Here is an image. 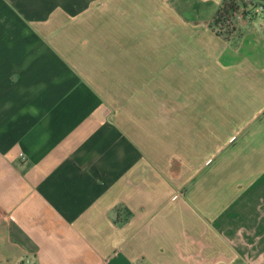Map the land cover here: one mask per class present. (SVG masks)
<instances>
[{
	"label": "crops",
	"instance_id": "obj_1",
	"mask_svg": "<svg viewBox=\"0 0 264 264\" xmlns=\"http://www.w3.org/2000/svg\"><path fill=\"white\" fill-rule=\"evenodd\" d=\"M222 1L0 0V264H264V12Z\"/></svg>",
	"mask_w": 264,
	"mask_h": 264
},
{
	"label": "trees",
	"instance_id": "obj_2",
	"mask_svg": "<svg viewBox=\"0 0 264 264\" xmlns=\"http://www.w3.org/2000/svg\"><path fill=\"white\" fill-rule=\"evenodd\" d=\"M249 6L252 10L257 6H259L261 12H264L263 5H260L255 2H250ZM239 10H240V6L237 4L235 0L222 1L213 19V24L215 25V28H217L216 32L218 34L227 36L229 35L230 32H232V30L234 29L233 19L235 17V14L238 13ZM217 20L218 22L217 24H215V21Z\"/></svg>",
	"mask_w": 264,
	"mask_h": 264
},
{
	"label": "rangeland",
	"instance_id": "obj_3",
	"mask_svg": "<svg viewBox=\"0 0 264 264\" xmlns=\"http://www.w3.org/2000/svg\"><path fill=\"white\" fill-rule=\"evenodd\" d=\"M253 12L254 13H258V12H255V10H252L250 8V6H247V5H244V6L242 5L240 7V10L238 11V13L241 14L242 16H244L246 14H251ZM164 15H166V13ZM162 17L161 18L159 17L156 20V22L154 20H152V22H155V23L153 25H150L149 29H156L157 28V29L167 30L169 28V25H172L173 20L170 18V16H167V15L164 18H162ZM150 20H151V17H150ZM146 28H147V26H146V22L144 20V29H146ZM158 38H162V37L161 36H157V35L156 36H151L148 39V43L147 44L148 45H158V44H164V45H166L168 43V42H166V40L160 41V40H158ZM166 38L167 37H165V39ZM180 59L182 60V58H180Z\"/></svg>",
	"mask_w": 264,
	"mask_h": 264
},
{
	"label": "built area",
	"instance_id": "obj_4",
	"mask_svg": "<svg viewBox=\"0 0 264 264\" xmlns=\"http://www.w3.org/2000/svg\"><path fill=\"white\" fill-rule=\"evenodd\" d=\"M242 18H243V16H242L241 14H239V13H236V14H235L234 19H236V20H241Z\"/></svg>",
	"mask_w": 264,
	"mask_h": 264
},
{
	"label": "water",
	"instance_id": "obj_5",
	"mask_svg": "<svg viewBox=\"0 0 264 264\" xmlns=\"http://www.w3.org/2000/svg\"><path fill=\"white\" fill-rule=\"evenodd\" d=\"M217 22H218V20H217V21H215V24H217Z\"/></svg>",
	"mask_w": 264,
	"mask_h": 264
}]
</instances>
